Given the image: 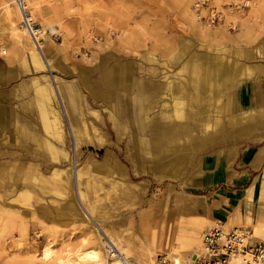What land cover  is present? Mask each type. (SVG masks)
<instances>
[{
    "label": "rangeland",
    "instance_id": "rangeland-1",
    "mask_svg": "<svg viewBox=\"0 0 264 264\" xmlns=\"http://www.w3.org/2000/svg\"><path fill=\"white\" fill-rule=\"evenodd\" d=\"M27 5L32 28L41 29L37 42L23 32L12 0H0V264H88L78 260L76 250L95 248L97 238L114 242L118 248L112 252L123 250L130 264L152 259L160 264L195 231L197 241L180 250L190 259L214 224L179 212L170 191L195 183L206 154L264 144V119L223 126L206 140L185 143L175 136L156 143L157 130L179 119L172 101L165 110L170 117L161 118L153 100L163 75L179 81L192 74L182 68L188 59L200 65L221 54L264 64V0H27ZM247 51L248 59L241 55ZM33 53L41 65H35ZM121 69L140 75L130 113L114 100L126 96L119 88L106 99V71ZM255 74L237 78L225 97L235 95L244 80L264 79ZM67 83L78 94L76 106L62 88ZM47 84L53 91L42 101L37 91ZM188 90L194 93L191 85ZM83 125L86 140L79 135ZM136 137L155 147L150 152L135 145ZM42 139L51 146L43 152ZM250 221L234 228L264 240L258 232L264 231V184ZM105 250V261L116 259Z\"/></svg>",
    "mask_w": 264,
    "mask_h": 264
},
{
    "label": "bare ground",
    "instance_id": "bare-ground-1",
    "mask_svg": "<svg viewBox=\"0 0 264 264\" xmlns=\"http://www.w3.org/2000/svg\"><path fill=\"white\" fill-rule=\"evenodd\" d=\"M12 3L16 6V8L19 11L20 20L22 22L21 27L23 28L22 29L23 32H25L30 37V39L32 38L36 41L37 33L40 32L41 29H39V27L37 29L36 26L33 29L31 26L32 14L30 12V8L27 5V0H12ZM22 15H25V17L27 19L26 20L27 24L23 23ZM8 16H10V15H8ZM14 29L15 28H13L12 30L14 31ZM183 47H185V46H183ZM182 53H184V51ZM248 53H250V52H248V51L245 53L243 52V53H241V55L244 56V58L248 59L249 58ZM252 55H253V53H252ZM34 57H35L34 58L35 65H37V66L41 65L40 62L38 61V59L36 58L35 54H34ZM189 58H191V57H189ZM204 58H206V57L203 56V59ZM187 59H188V57H187ZM204 60H203V62H204ZM200 63H202V62H200ZM44 67H45V69H50L51 65L46 63V64H44ZM182 68H188L189 70L191 69V73L193 74V77H190V75H192V74H190L189 77H188V75L186 76L188 78L185 77L186 80L174 81V79H172V77L170 75H163L162 76L163 80H162L161 84L158 86L159 91L157 92V98L153 100L154 104L155 105L158 104V108L162 110L160 113L161 118H169L170 117V115H167L168 112H165V110L168 108L167 107L168 106L167 101L168 100L172 101L171 104L174 105L175 118L179 119L177 121L170 122L169 125L160 124L163 126H161L157 130L158 136L156 138V140H157L156 143H160V140H159L160 138H163V139L165 138V140L168 142V141L174 139L175 136L182 137L185 140V143L186 142L189 143V141H192L195 139L197 141V137H203L206 140L207 138H212L214 136L219 135L223 126H229L231 128H233V127L235 128L237 126L243 127L244 125H247V124L250 125L251 122H257L259 120L264 119V107L253 108L252 106L248 105L247 100L245 99V95H243L244 97L241 98L242 93H243L241 86L235 93V95H237V101L235 100V95L233 96V100H232V95H230L228 93V94H226V97H225V92H223V91H227V90L229 91L231 89V87L233 86V82H235L237 80V78H239L241 76H246V75H250V74L254 73V77H255V76H259L255 73L264 74V64H261V63L252 64L249 62L248 63H246V62L242 63L240 61L233 59L232 57L221 55V54H216V55H211V56L207 57L206 62H204L203 64H200V65L195 64L190 59H188L186 62H184V64H182ZM189 70H188V72H189ZM188 85H191V87L193 88V92H194L193 94H191L190 91L188 90ZM50 91H53V90H52V88H50V85L47 84L44 88L39 89L37 92L39 93V95L41 97L40 99H42V101H43L44 99L47 100L49 98L48 92H50ZM206 92H207V94H206ZM180 97L187 98V100L189 99L194 103L204 102V105H198L197 107H194L192 105V103L189 104L186 101L185 102L180 101V99H181ZM224 97L226 98L225 101L223 100ZM230 100H232V104H231ZM159 102L160 103L162 102V104H160ZM138 107H140V104ZM176 107H177V109H175ZM1 112H2V110H0V113ZM178 113H179V115H178ZM96 117H97V114H96ZM54 118L56 119V116H54ZM187 119L189 121H187ZM17 126L19 128H22V125L20 126L18 123H17ZM248 128H250V127H248ZM231 130H229V131L231 132ZM233 131L234 130H232V132ZM238 132H240V131H238ZM244 133H245V131H244ZM56 135L57 136L59 135V131L57 128H56ZM79 135L81 136V138H84L85 136L87 137L86 128L84 125H83V129L81 131H79ZM230 138H232V137H230ZM40 139H41V137H40ZM220 139H221V137H220ZM91 140L92 139H89V141H91ZM176 140H178L179 144L182 142V140L180 138L179 139L177 138ZM180 140H181V142H180ZM199 140L200 139H198V141ZM149 142H148V145L146 146L145 143H143V140L141 138L136 137L134 144L139 146V147L140 146H144V147L146 146L147 151L151 152V149L154 148L155 146ZM76 144H77V140H75L74 146H76ZM166 145L167 144H165V146ZM38 146L37 147L39 149H41L42 152L47 150V149H50L49 144H47L43 139L40 140V142L38 143ZM208 147H209V144H208ZM170 165H173V164H170ZM182 165H183V163H182ZM168 168H170V167H168ZM174 169L177 170V168H174ZM168 170H170V169H168ZM176 172L177 171H175V173ZM178 172H179V169H178ZM173 174L171 173V177L174 176ZM77 188H78V183H77ZM75 197H77V200H80L82 197V193L78 189L75 192ZM218 224L222 226V224L219 222H216L214 224V226H216ZM222 230H223V228H222ZM97 231H99V230L95 229V231L93 233L96 235ZM232 231L246 233L250 237L249 243L251 245H255L256 243L261 242V240L255 241L253 239L254 238L253 234L249 230H246L243 228H234V229H230V231H227V232H232ZM205 233L201 239V246H200L201 248L203 247V244L205 242ZM96 237H97V235H96ZM114 246L118 248V246H116L114 244V242H112L110 240H108L106 242V241H100V239L97 238V244H96L95 248L76 250L77 258L79 261L85 262L88 264H130V262L126 258V253H124L123 250L120 251V248H119L120 252H118V251H117V253L112 252V250L115 249ZM191 246L192 245L189 244L188 246H186L185 250L190 249ZM105 248H109V253H110L109 256L115 257L116 259L105 261L103 258V254L105 253L104 251H106ZM180 250L181 249H179V251ZM179 251L177 252V251L170 250L167 253L166 258H164L160 261V264H192L193 261L197 259V256H195V255H197L198 253L192 255V257L189 259V258L184 257V254L181 251L180 252ZM49 254H50L49 250L45 252V254H44L45 259L47 256H49ZM206 257H207V259H211L212 255H207ZM259 258H261V261L259 260ZM243 261H246L247 264H264V250H262L261 254L259 256H257L256 258L251 256L249 253L243 254V253H238V252L235 253L232 257L231 256L229 257V264H243ZM153 262L154 261L152 259L150 264H155Z\"/></svg>",
    "mask_w": 264,
    "mask_h": 264
},
{
    "label": "crops",
    "instance_id": "crops-1",
    "mask_svg": "<svg viewBox=\"0 0 264 264\" xmlns=\"http://www.w3.org/2000/svg\"><path fill=\"white\" fill-rule=\"evenodd\" d=\"M106 77V99L113 96H109L112 88H119L118 90L126 96L119 97L114 94V100L118 103L123 101L124 108L130 113V97L133 88L139 83L140 75L134 78L121 69L117 73L114 70L106 71ZM258 79L244 80L245 83L240 85L244 88L248 105L253 108L264 107V79ZM62 88L76 106L78 94L73 85L67 83ZM233 96L234 92L232 100ZM120 107L121 105L117 110L123 118L126 114ZM200 169L201 173L195 183L186 185L183 190L170 191L176 207H179L178 211L208 223L227 224L232 229L243 224L248 218L252 222L256 216L261 186L264 184V144L206 154L200 162ZM40 189L43 191L41 187ZM258 232L264 234V231ZM194 241H197L195 231L182 240L179 249H186V246L193 245Z\"/></svg>",
    "mask_w": 264,
    "mask_h": 264
},
{
    "label": "built area",
    "instance_id": "built-area-1",
    "mask_svg": "<svg viewBox=\"0 0 264 264\" xmlns=\"http://www.w3.org/2000/svg\"><path fill=\"white\" fill-rule=\"evenodd\" d=\"M23 4V3H22ZM23 23L27 24L25 15H22ZM250 237L243 232H224L221 225H216L205 233V242L198 252L197 259L192 264H229V257L235 253H249L251 256L261 254L264 250V240L251 245ZM204 249V250H203ZM207 255H212L207 259ZM243 264H247L243 261Z\"/></svg>",
    "mask_w": 264,
    "mask_h": 264
}]
</instances>
